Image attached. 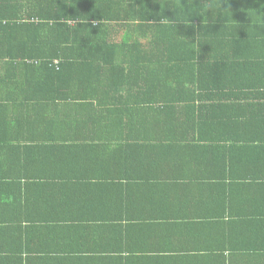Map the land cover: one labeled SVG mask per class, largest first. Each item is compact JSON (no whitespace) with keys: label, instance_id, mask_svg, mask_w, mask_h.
<instances>
[{"label":"trees","instance_id":"16d2710c","mask_svg":"<svg viewBox=\"0 0 264 264\" xmlns=\"http://www.w3.org/2000/svg\"><path fill=\"white\" fill-rule=\"evenodd\" d=\"M19 93L28 125L82 128L64 149L92 145L110 127H254L264 142V0H0V104L15 105L7 99ZM3 115L0 126L19 125ZM28 181L0 179V209L17 211L5 227L13 239L19 195L35 187ZM263 230L241 231V244L264 246ZM18 244L7 245L8 258L0 244V261L35 264L13 256Z\"/></svg>","mask_w":264,"mask_h":264},{"label":"crops","instance_id":"0c3cea01","mask_svg":"<svg viewBox=\"0 0 264 264\" xmlns=\"http://www.w3.org/2000/svg\"><path fill=\"white\" fill-rule=\"evenodd\" d=\"M23 96L0 104V115L19 124L0 126V179L35 186L19 195L17 239L5 235L16 209H0V244L18 241L16 259L24 253L25 263L35 264H264V251L255 256L237 246L241 231L264 227V142L251 136L254 127H144L131 135L110 127L92 145L64 149L60 141L74 140L82 128L28 125ZM40 112L36 104L34 123ZM44 216L63 221L45 224Z\"/></svg>","mask_w":264,"mask_h":264}]
</instances>
